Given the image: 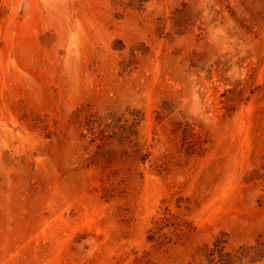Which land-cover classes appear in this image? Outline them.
Instances as JSON below:
<instances>
[{
	"label": "rangeland",
	"instance_id": "374dc122",
	"mask_svg": "<svg viewBox=\"0 0 264 264\" xmlns=\"http://www.w3.org/2000/svg\"><path fill=\"white\" fill-rule=\"evenodd\" d=\"M217 240L264 264V0H0V264Z\"/></svg>",
	"mask_w": 264,
	"mask_h": 264
},
{
	"label": "trees",
	"instance_id": "16d2710c",
	"mask_svg": "<svg viewBox=\"0 0 264 264\" xmlns=\"http://www.w3.org/2000/svg\"><path fill=\"white\" fill-rule=\"evenodd\" d=\"M145 1L148 0H131V3L133 5H136V4H142ZM159 234H160L159 230L152 231V235L150 236V239L152 240L157 239ZM225 243L226 242L217 240L213 243L211 247L206 248L205 255L210 264H234V260L231 257V254L225 251L226 249Z\"/></svg>",
	"mask_w": 264,
	"mask_h": 264
}]
</instances>
